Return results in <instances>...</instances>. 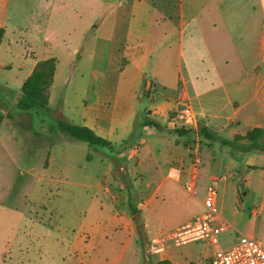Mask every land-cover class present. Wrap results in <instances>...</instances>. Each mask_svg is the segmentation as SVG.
<instances>
[{"label": "crops", "instance_id": "obj_1", "mask_svg": "<svg viewBox=\"0 0 264 264\" xmlns=\"http://www.w3.org/2000/svg\"><path fill=\"white\" fill-rule=\"evenodd\" d=\"M8 1L0 0L1 16H4L3 6ZM115 1L113 7L116 9L128 8V17L123 19L122 12H116L106 68L90 72L89 95L77 114L72 113L64 101L52 105V89L58 73L55 59L46 108L53 123L64 121L90 129L109 143L99 145L112 155H105L88 145L96 154H103L105 161L86 168L78 164L73 175L68 161L72 147L62 148L55 146L54 142L45 147L43 152L49 169L44 182L54 185L73 182L81 187L91 181V174H85L86 169L95 174L92 194L82 203L81 195L73 198L74 211L84 209L77 218L74 240L66 244L50 243L61 252L62 264H141L140 251L146 260L148 258L149 264L163 260L171 264H210L213 247L210 249L206 242H193L153 251L152 254L147 251L148 245L151 246L160 233L178 228L200 214L204 210V190L210 183H220L217 186L218 207L222 217L226 189L229 198L237 202L233 186L226 183L229 177L220 176L218 166L230 169L232 177L238 176L240 168L250 175L258 171L264 176V162H257L258 159L264 160V153L236 152L231 155L227 147L208 140L199 132L200 128H205L232 140L253 128L264 127V0H221L215 7L210 0L190 2L188 14L184 8L185 0H170L168 3L163 0L157 5L144 0L130 4L129 0ZM230 3H233L232 8L226 7ZM112 11L113 8L108 13ZM215 11L219 15L217 23L209 19ZM1 20L0 17V28H3ZM119 23L124 27L122 34ZM231 33L243 38L239 46L233 44ZM47 43L43 39L38 50L42 51ZM6 46L10 51V43L7 42ZM72 52L77 54L76 49ZM92 55L95 56V50ZM47 58L54 57L38 53L27 59L21 56L16 74L11 75L18 89L36 63ZM2 65L0 61V68ZM110 77L113 78L111 90L108 98H104L103 91ZM7 81L6 75L2 74L0 85H7ZM152 89H155L153 107L137 111L135 99L142 101ZM183 101L190 105L193 122H188L181 113ZM16 115L29 117L26 113ZM158 117L163 121H157ZM144 118L159 123L160 127L142 126ZM174 128L180 129L181 133H175ZM56 131V135L68 139ZM127 134L134 136L136 141L125 144ZM162 137L165 142L155 140ZM120 144L125 146L117 150ZM135 144L138 145L136 154L132 150ZM217 147L223 155L218 166L214 151ZM164 151L165 161L159 157ZM193 152L198 153L201 164L194 171L195 190L189 194L183 186L192 176ZM115 159L126 160L133 166L114 169ZM125 169L131 171L134 179L133 192L138 197L135 204L133 194L131 196L128 190L125 192L122 186L119 173ZM36 178L38 180V176ZM73 178L77 180L71 181ZM201 178L205 180L201 181ZM58 227L56 231L59 233L68 231L65 222ZM83 233L90 235L86 246L89 257L80 251L77 242ZM237 235L235 233V238ZM68 254L70 259H65Z\"/></svg>", "mask_w": 264, "mask_h": 264}, {"label": "rangeland", "instance_id": "obj_2", "mask_svg": "<svg viewBox=\"0 0 264 264\" xmlns=\"http://www.w3.org/2000/svg\"><path fill=\"white\" fill-rule=\"evenodd\" d=\"M129 1L130 4L138 0ZM144 1L157 5L163 0ZM185 1L187 4L184 8L188 14L190 10L188 3L203 0ZM209 2L215 7L221 3V0ZM115 3V0H9L3 6L4 16L0 14L4 28L0 43V61L3 63L0 77L2 74L6 75L8 84L0 85V264H62L61 252L56 250L50 241L66 244L74 240V229L78 225L77 218L82 215L84 209L74 211L76 206L73 198L75 195L76 197L81 195L82 203L86 196L92 194L95 184L92 180H95V174L92 170L86 169L85 174H91V181L81 187L73 182L55 185L44 182L49 162L45 159L43 150L50 142L66 149L72 147V150H69L68 161L69 171L73 175L78 164L79 167L86 168L91 164L98 165L105 161L103 154H96L87 143L67 141L68 139L56 135L58 126L57 123H53L49 110L36 108L29 112H19L15 104L20 97V89L11 75L16 74V65L20 62L21 56L27 59L34 53L45 57L52 54V57L58 61V73L55 87L52 89V105L64 101L65 106L67 108L69 106L71 112L77 114L89 95L90 72L96 68L100 70L106 68L109 37L116 12L120 10L123 19L128 17V8L118 10L113 7ZM232 6L233 3L226 5L228 8ZM111 8L113 11L109 14ZM192 12L195 13L196 10ZM209 19L217 23L218 13L215 11L210 14ZM119 24V32L122 34L124 27ZM231 35L233 44L239 46L243 38L234 33ZM43 39L48 43L40 51L38 49ZM7 42L10 43V51L6 50ZM74 49L77 51L76 55L72 52ZM94 50L95 56H91ZM112 64L111 68L114 67ZM112 80L110 77L105 86L104 98H108ZM154 96L155 89H152L150 95L143 97L142 101L135 99L137 111L143 112L152 108ZM16 113H26L29 117ZM9 116L11 119H8ZM156 120L163 121L159 117ZM124 140L125 144L136 141L134 136L128 134ZM155 140L165 142L164 137ZM125 144L117 146V150L123 149ZM93 147L105 155H112V152H108L100 145ZM227 148L231 155L236 154L234 149ZM214 151L215 163L218 166L223 155L218 147ZM87 156L88 163H86ZM159 157L165 161L167 158L165 151ZM207 161L206 159L205 162ZM257 162L262 163L264 160L258 159ZM130 163L115 159L113 167L115 169L118 166H133ZM217 168L220 176L229 177L226 180L227 186L229 184L233 186L237 199V202H233L226 189L223 218L231 224L232 230L220 235V246L228 247L233 244L236 239L235 233L252 236L264 244V176L258 171L250 175L248 171L240 168L238 176L232 177L230 169L224 170L222 166ZM119 175L124 191L128 190L131 196L133 194L132 201L135 204L138 197L133 192L134 179L131 177V171L125 169ZM74 180L77 178L71 181ZM202 180L205 179L201 178ZM240 184H242L241 188ZM217 186L219 187L220 183ZM241 192L246 194L242 196ZM64 222L68 231L65 234L59 233L56 230L58 226H63ZM89 240L88 233H83L77 238L80 251L87 257L89 255L86 246ZM195 243H203V241ZM147 251L149 254L153 253L149 245ZM67 256L65 259H70L71 255ZM149 258L151 261V256ZM140 259L141 264H149L148 258L146 260L142 251H140Z\"/></svg>", "mask_w": 264, "mask_h": 264}, {"label": "built area", "instance_id": "obj_3", "mask_svg": "<svg viewBox=\"0 0 264 264\" xmlns=\"http://www.w3.org/2000/svg\"><path fill=\"white\" fill-rule=\"evenodd\" d=\"M180 105L184 118L188 122H193L189 103L183 101ZM132 150L136 154L138 145H133ZM200 164V156L193 152L191 154L192 176L183 186V189L189 194L195 190L194 171ZM220 181L218 180V182ZM218 197L217 185L215 183L208 184L205 187L202 201L204 210L180 227L160 233L151 244V250H163L203 241L213 247L210 264H264V244L252 236L238 233L233 244L225 248L220 246V235L226 231H231L232 226L220 214Z\"/></svg>", "mask_w": 264, "mask_h": 264}, {"label": "trees", "instance_id": "obj_4", "mask_svg": "<svg viewBox=\"0 0 264 264\" xmlns=\"http://www.w3.org/2000/svg\"><path fill=\"white\" fill-rule=\"evenodd\" d=\"M4 35V28H0V43ZM55 58H47L40 60L34 66L30 75L25 79L20 87V97L15 107L19 112H29L36 108L46 109L49 100V89L53 82L55 73ZM142 126H152L159 128V123L144 118L141 122ZM58 131L68 139L87 143L89 146L109 145L107 141L95 135L90 129L79 125L70 124L64 121L57 122ZM175 133H181L180 129L174 128ZM199 132L202 136L212 142L218 143L222 147H229L237 153L251 154L264 153V127L253 128L246 132L245 135H236L234 139L228 140L210 132L205 128H200ZM130 211L134 214V210L130 207ZM157 264H171L167 260L159 261Z\"/></svg>", "mask_w": 264, "mask_h": 264}, {"label": "water", "instance_id": "obj_5", "mask_svg": "<svg viewBox=\"0 0 264 264\" xmlns=\"http://www.w3.org/2000/svg\"><path fill=\"white\" fill-rule=\"evenodd\" d=\"M242 187V184H240V188ZM246 193L245 192H241V195L244 196Z\"/></svg>", "mask_w": 264, "mask_h": 264}]
</instances>
